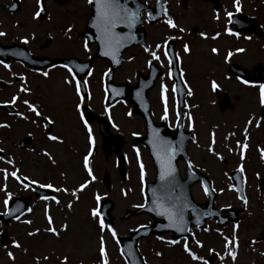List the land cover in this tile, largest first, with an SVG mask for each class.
Listing matches in <instances>:
<instances>
[{
    "label": "rangeland",
    "instance_id": "374dc122",
    "mask_svg": "<svg viewBox=\"0 0 264 264\" xmlns=\"http://www.w3.org/2000/svg\"><path fill=\"white\" fill-rule=\"evenodd\" d=\"M77 1L78 2L71 5V9L75 10L76 13H82L83 2L82 0ZM248 1L252 4L251 8L247 9L250 12V15H257L258 13V11H256L257 9H255L253 5L260 3L259 8L263 5V7H261L263 8V12L258 13V18L262 16L259 23L262 24L264 30V0ZM25 8L26 10L23 9L21 14H31L34 9V7L29 8L28 6H25ZM188 9L192 14L189 12L181 13L179 21L176 22L177 28H183L184 34H186L187 30L193 26L196 27L197 31L191 37L184 35L181 40L183 44L187 43L191 48V53L189 55H185L183 52L181 53V64L183 65L182 69L185 74L184 77L188 78L187 81L190 82L196 90V95L194 94L195 97L190 100V102L193 101L194 103H197L198 106L196 110L190 112L194 118L195 134L197 133V142L199 146L198 152L207 159V163L212 162L210 166L207 165L208 167L205 173L208 174V170H210L211 172H209V175L214 176L216 181H219L224 178L221 169L222 164H220L219 160H215L213 156L206 151L210 139L209 134L211 132H215L216 144L214 145V148L220 154H226L227 150L225 145L227 141L224 140V137L227 135L228 130H232L231 125L234 123L240 124V127L237 126L236 128L239 132L240 130H243L244 127H242V125H245L248 118L252 117L254 122L252 125L248 126V136L252 137V140L249 141L254 142L253 145H255V142H264V120H262L259 127L255 126V119L258 116L257 114L264 112V107H261L259 104L258 85L253 87L241 86L237 77L228 71V66L225 63L223 56L220 55V53L218 55L212 54L210 46L215 45L216 48L219 47L224 49L227 47L243 48L245 49L243 53H234L235 56L232 57L233 63H236L248 70L258 64L264 67V34H260L261 38L257 37L260 39L259 41H256L255 37H251L246 40L245 37L241 35H239V38L234 37L233 39L231 36L224 33L223 29L225 25L223 26V24H217V22L213 20L210 7L207 5L202 6L200 0H193ZM53 10L54 9L51 8L50 12ZM4 11L3 0H0V16ZM56 15L57 13H55V16ZM219 17L220 23H224L223 17L220 15ZM52 21H54V24L51 27H56L58 25V21ZM159 30L160 29L158 28L157 31ZM201 32H204L209 38H202L200 36ZM216 32H220L221 36L215 41L210 40V37ZM156 38L158 37H155V39ZM74 47V44H72V49ZM142 58H144V56ZM143 67L142 59L137 61L131 60L130 62L125 63L120 70L123 73L121 74L122 80L125 81L124 78L133 80V78H131L133 73L131 69H142ZM226 74L231 76H227ZM196 78L199 79L198 83L196 82ZM213 79L220 85L219 88L225 90L228 96L227 98L234 106L232 111H230L232 116L229 118L227 117V111L221 112L216 104L217 101L223 100L222 94H220L216 99L210 94L211 89L209 82ZM159 83L157 86L155 85L154 90L151 91L149 95L153 98L155 103V105L153 104L154 108H152L153 115L161 117V115H163V106L160 100ZM93 90L95 94L94 96L98 100L97 105H100V91L96 88H93ZM167 96L170 116L174 113L172 108L173 97L170 90L168 91ZM118 105L119 109L123 111L122 108L124 103L119 102L115 104L114 107H117ZM114 113V117L118 118L116 122L118 121L117 123L120 126H123V128L119 130L112 129L114 133H130L132 131H137L140 122L137 115L127 114L126 118L116 109ZM67 117L73 118V112L68 111ZM134 117L135 121L133 119ZM58 125L59 124H57L56 127ZM115 125L118 126L116 123ZM58 131L59 134L64 136L65 142L62 147L60 144H52V148L54 147L55 151H50L54 155V158L60 160V157L63 154L62 156H64L66 160L61 161L60 165L57 163V165L53 167L45 157L41 156V162L39 165H33V161L25 160L23 164H19L15 161L16 167L21 169V174L29 175L30 178L36 177L43 182L50 179L52 177L51 175L54 174L56 175L57 185L66 186L69 192H71L73 186H78L79 183L88 179L87 173L83 168V156L85 155L86 148L88 147L87 137L85 136L83 129H80L75 122L72 121L68 122L64 128L58 126ZM94 131L96 132L94 137L96 138L97 136L95 142H98L97 144L99 145L100 138L95 128ZM127 138L129 139L130 135L127 136ZM128 147L129 143H126L123 146V149L128 150ZM251 147L252 145L250 148ZM99 151L100 150L97 152L94 145L92 157L96 153L97 154L93 158H90V167L92 168L93 175L96 179L89 184L87 189L78 193L79 200L78 202H73V208L71 210L64 206H61V209L60 207L50 208V213L54 220V226L67 223L69 225L67 231L61 232L59 238L46 233L44 229L47 227V224L43 214L45 203L37 202L33 204V200H30L32 203L29 202L30 204H28L27 208H32V212H25V215L21 217V220H32L31 225H26L16 220H11L8 225H2L0 222V230L2 227H5L7 230L6 237L9 239L7 243L5 242L4 246L0 243V264H34V257H42L44 255H48L49 260L47 262L41 260L40 264H58L57 261L53 260V257L62 258L63 254H68L69 264H98L99 237L101 235L104 237L106 242L109 264H126L119 252L117 242L112 239L111 235L107 231L103 233L99 231L98 224L89 215V212L91 208L98 207L97 202L94 200L95 194L108 196L106 194V187L99 182L103 173L107 172L110 183L109 197L114 204V207L111 210V215H113L112 221L116 233L119 235H127L129 230L133 229L138 223L146 221V218L143 215L132 216L127 220H121L125 209L134 208V206L139 205L141 201L139 197L140 189L136 186L139 178L137 175V172L139 171V163L137 161V155L133 156L131 154L128 156V168L126 167V169L129 173L128 178L124 181L120 178L118 170L113 164V156L109 154L107 157H104L103 154L100 155ZM247 153L250 157L257 154L256 152L249 150ZM139 157V162L143 163L145 166L143 157L140 154ZM18 164L22 167L18 166ZM0 167L8 168V170L11 171V167L3 163H0ZM47 170H49V172H47ZM61 172H64L65 176L62 177L60 175ZM0 183H3L2 179H0ZM7 184L8 190L13 195L21 191L15 180L9 178ZM254 192L255 194L257 193L255 190ZM124 193H126V195ZM219 198L224 201L234 199L233 193L232 191H228V187H226L225 191L219 195ZM69 199L70 197L68 196L67 200ZM2 200L3 193H0V201ZM252 205H250V209L252 211L250 213L252 216L246 218L243 222H240V250L236 264H264V256L259 254L262 252L261 247L263 246V243L258 242L254 245L256 249L255 252H253L249 246V241L253 237L259 236V231L264 229V226H261L262 222L255 216V209ZM3 209V204L0 203V211ZM231 227L232 225L224 227L209 226L211 231L208 233H204L202 231L198 232L196 237L197 239H200L204 245L203 249L198 250L199 254L206 256L207 249L209 247H214L217 252H221V254H223V241L215 229L219 228L220 231L227 235L231 232ZM36 228H40L41 230L37 236L28 237L26 235L27 232L33 231ZM13 239L20 243L21 247L19 249L11 246L10 242ZM25 249L27 250L26 252ZM139 249L141 250V253H143V258L147 264H193V262H191L183 252L181 244H161L155 241L153 237H149L140 239ZM7 251H11L13 253L15 256L14 261L8 258L6 255ZM158 251L162 252V256L157 257L155 255V252ZM212 264H219V261L215 260ZM224 264H231V261L226 259Z\"/></svg>",
    "mask_w": 264,
    "mask_h": 264
},
{
    "label": "flooded vegetation",
    "instance_id": "af4514ba",
    "mask_svg": "<svg viewBox=\"0 0 264 264\" xmlns=\"http://www.w3.org/2000/svg\"><path fill=\"white\" fill-rule=\"evenodd\" d=\"M66 3L65 6H68L71 2V0H65ZM209 4H214V0H207ZM15 4L19 6L18 10L11 9V5ZM43 4L46 9V15L43 19L37 18L33 19V13L36 12L35 9H38L37 0H19V3L17 0H3V9L4 12L1 13L0 16V32L6 33L5 36L0 37V124L7 123L10 125L8 128H2L0 127V148H3L5 150L6 156H12L15 161H17L19 164H23L25 160L33 161V165L40 164L41 162V152L45 150H53L55 151V148H52V144H60L61 147L63 146L65 142V138L62 134H59L58 126H61L64 128L68 122L72 121L75 122V124L80 128L83 129V132L86 136V130L83 127V123L79 119V114L75 110V104L80 102L79 99L75 95V89L74 85H67L64 83V80L69 77V73L67 70L62 66V64H55L51 65L49 67H43L41 69H34L28 65H25L24 63H20L22 61V57H19L22 48L25 46V49L29 53H32L36 56H42L41 58H38L39 60L43 59H50L54 57L58 58H64V59H70L71 57H75L76 59H79L80 61H86L88 60L90 53L85 52L83 48L84 42L87 40L88 47L91 51H96L97 44L99 41L95 39V34H93L91 31V28L86 27L87 23V14L86 9L83 8L82 13H78L77 15L71 14V12H62L60 13L59 17L57 18V15L55 16V11L57 12L56 8L61 7V5H57L54 0H44ZM62 5V6H64ZM25 6H28L29 8L34 7L31 14H21V11L23 9L26 10ZM128 6H132V2L129 0ZM54 9L52 12H50V9ZM87 8V4H86ZM70 11V9H68ZM57 20L58 25L56 27H51L54 24V21ZM61 22H63L65 25H67V29H71V31H66L64 27L61 25ZM26 25V26H24ZM85 31L87 39L81 38V32ZM146 40H147V46L148 47H154L156 43H162L164 38L166 36H173V31H168L161 29L159 31L154 30L152 27H148V29L145 31ZM155 37H158L155 39ZM27 38L28 43L24 44L22 43L23 39ZM48 39V42L45 44V40ZM88 40H91L90 43ZM173 42V50L175 53H181L182 49L179 47L178 39L172 40ZM24 46H22V45ZM72 44H74V48L72 49ZM100 44V43H99ZM232 49L230 47L227 48H220V55L223 56ZM137 51L141 52V57H136L135 53ZM233 52V51H232ZM234 53V52H233ZM243 53V52H242ZM144 56V58H142ZM181 56V54H180ZM235 55L233 54L232 57ZM121 61L118 64L117 67L112 72L111 75V81L113 83H120L124 80H122L123 74L120 70L122 66L130 62L131 60H138L142 59L143 61V68L142 69H131L132 70V77L133 80H129L127 78H124V82H129L131 85H134L137 81V79L141 76L146 75L149 71L148 66L146 65L145 61L147 59H150L148 57L147 53H143V47H130L123 49L122 54H120ZM131 57L132 59H129ZM232 57L229 59V61L226 63L228 66V71L233 75V71L237 69L236 63L232 62ZM163 60V57H162ZM8 64L9 67L5 68L3 65ZM27 64V63H26ZM232 65H236L235 67H232ZM181 68L183 65H180ZM71 67V66H70ZM91 75L88 73L83 76V81H87L88 88L85 93H82L84 95L85 99L81 106V111L84 114L85 119L88 121L91 128H96L98 132L99 124L106 122L108 123L109 127H113V120H118L117 117H114V110H113V104L111 106H106L104 101V96L106 95L105 90V75L104 73L107 72L109 68V64L105 59L102 58H96L95 60H92L91 62ZM161 70L158 78L156 79L154 85L148 90V96H149V102H150V113L152 116V119L155 121V123L160 124L163 123L165 127H167L169 130H163L164 135H170L173 139H177L178 136L183 133L185 140L186 135H190L191 137H196V143L192 142V139L186 141L185 146H181V149L177 151L175 155L174 165L177 167L178 170V181L181 185V188L178 189L180 191H183L185 189H188L191 198L194 202L201 204L202 206H205L206 198L203 194V191L200 187V179H199V173H202L206 176L209 183L216 188V195L215 199L213 201V212L216 213V215L213 216L207 223L208 226L216 227L215 224L220 221H229L224 226L231 225V218L233 215L229 213L230 209H236L239 206L240 201L236 199V194L233 196V200L224 201L219 198V195L222 193L219 191L220 188H226L228 184L232 183L231 179L229 177H239V173L235 172L236 166L240 163L239 160V149L236 147L237 141H243V137L241 135L242 131H237V126L240 127V124H232L231 129L227 131V135L230 132H235L234 136L229 137L227 140L226 145L228 147L233 148L232 153H228L226 151V154H221L225 157L224 160H219L220 164H222V173L224 175L225 172L228 173V176H224L223 179H220L219 181H216L214 176H210L208 170V174H206L207 165H211L212 162L207 163V159L204 158L202 155L199 154V146L197 142V133L195 134V131H189L187 128V115L190 111L196 110L198 104L194 103L193 101L190 102L195 96H187L184 92L183 94V103L179 105V111L182 114V122L184 123L185 127L180 130H175L172 127H170L171 124L175 122V113L169 116V119L167 122L162 121L160 117L153 115L152 108H154L153 104L155 105L153 98L149 95L151 91L154 90L155 85L157 86L159 83V87L161 83L165 84L167 87H169V90L171 92V86L174 84L173 78L170 80L166 76L167 72V64L164 63V66H161V62L153 61L151 72L152 74L156 70ZM47 72L48 76L42 75V73ZM251 74L252 71L250 72ZM227 76H231L226 74ZM24 77V81L22 82L20 77ZM145 76V77H146ZM260 78V74L258 75ZM185 81L189 84L192 91H194V94L196 95V90L194 86L188 82V78H185ZM196 82L198 83L199 79L196 78ZM239 81V80H238ZM22 83L30 89L29 93H19L17 91L18 88L21 87ZM239 84L244 87H248L247 85H243L242 83ZM249 84V83H248ZM252 87V86H251ZM93 88H96L102 93L101 100H99V104L97 105L98 100L94 96V90ZM133 90H136L133 88ZM227 90V89H226ZM179 91V89H178ZM228 91V90H227ZM211 95L215 97H219L220 94H222L223 100L219 101H225L226 106L222 109L218 101L216 102L218 109L221 112L227 111V117H231L230 111L233 109V105L227 98V93L224 89L218 88L215 92L212 90L210 91ZM130 93V92H129ZM172 94V92H171ZM218 94V95H217ZM13 95H17L20 97V100H18L15 104L11 103H5L6 101H10L11 97ZM91 97L90 99L88 97ZM187 96V98H186ZM52 98V99H51ZM22 99H28L29 102L34 103L36 105L40 106V110L43 114L48 115L51 119L55 121L54 125L50 126V130L53 134H59L61 139L63 140V143H53L51 141H48L46 138V131L43 127H37L31 121L33 119L37 120V123H41L40 120L30 112L27 111V108L25 105L22 104ZM5 104V105H3ZM187 104L189 107H185L184 105ZM3 105V106H2ZM191 105H196V107H190ZM108 108V111L105 112V108ZM173 108V107H172ZM88 109H90V113H88ZM24 113L28 116V120H23L20 117L16 116V112ZM68 111L73 112V118H68L67 113ZM174 112V111H173ZM136 114V113H135ZM258 114L259 118L264 117V114ZM139 117V125L137 132L133 131L136 134H143V119L140 115ZM88 118V119H87ZM258 118V117H256ZM109 120V121H108ZM135 121V118H134ZM110 122V123H109ZM59 124L57 127L56 125ZM131 124V123H129ZM236 126V127H235ZM244 127V124L242 125ZM241 127V128H242ZM123 128V126H116L113 127L114 130H119ZM189 132L190 134H188ZM31 133V135H29ZM129 135L128 132L125 133L124 139L125 142L127 141V136ZM131 140V138H130ZM249 140H252V137L248 136V149L246 150V160L244 161L245 165V175L247 177V183L244 185V191L245 195L248 198V205L247 207L244 206V209L242 211H234V216L236 218V222H243L246 220V218L251 217V209L250 205H252L255 209V216L262 222L261 226H264V161L260 159L259 153L257 152V148L264 149V142H255V145H253L254 142H250ZM173 141V140H172ZM124 142V144H125ZM123 144V145H124ZM131 144V142H130ZM174 144V141H173ZM252 145L251 148L249 146ZM100 146V153L103 154L104 157H107L109 154L113 156L114 165L117 169L119 168V158H117L116 154V146L114 144L109 145L107 148L109 150V153L105 154L103 152L104 147L103 144H99ZM138 147V150H143L145 152V157L147 161V165L149 167V171L152 169V161H150L147 153H146V147L142 145L141 143H138L136 145ZM249 151H254L257 154H254L253 157H250L247 153ZM50 154L51 151H50ZM53 155V154H52ZM63 155V154H62ZM60 157L59 159H56V162L58 165L61 164V161L66 160L64 156ZM44 157V156H43ZM54 157V155H53ZM46 158V157H45ZM213 158L216 160V158L213 156ZM32 159V160H31ZM47 159V158H46ZM191 160L193 162V170L195 173H198V179L194 178L189 179V173L186 168V161ZM214 160V161H215ZM50 163V162H49ZM18 164V166H20ZM50 165H52L50 163ZM55 167V165H52ZM216 166V164H215ZM22 167V166H20ZM49 172V170H47ZM259 173V179H257L256 174ZM52 177L48 179V182H52L54 185H57L56 183V175L52 174ZM36 178V177H35ZM151 178V175H146L145 180H149ZM37 179V178H36ZM108 175H105L104 178L102 177L99 182L100 184H105L103 182L107 181ZM39 180V179H37ZM206 181V180H202ZM144 186V185H143ZM254 190L257 192L255 194ZM22 193V191H21ZM20 193V195H21ZM53 193V192H52ZM219 193V194H218ZM24 194V193H22ZM56 193H53L55 195ZM142 200L144 203L145 201V194H141ZM141 204V203H139ZM38 205V204H37ZM225 205H231L230 208L225 207ZM64 206V204L56 205L51 204V209L55 207ZM137 206V205H136ZM63 210V209H62ZM217 210L220 212L217 213ZM232 211V210H230ZM146 221L141 222L136 225H149L152 221L151 218H149L146 214H142ZM193 217L191 211H187V218ZM252 219V218H251ZM249 219V220H251ZM252 221V220H251ZM253 222V221H252ZM191 225L190 229L192 232L197 236L198 235V229L195 227H192ZM261 235V236H260ZM264 229L259 231V236H256L257 239H259L258 242L264 241Z\"/></svg>",
    "mask_w": 264,
    "mask_h": 264
},
{
    "label": "snow or ice",
    "instance_id": "6c2138e0",
    "mask_svg": "<svg viewBox=\"0 0 264 264\" xmlns=\"http://www.w3.org/2000/svg\"><path fill=\"white\" fill-rule=\"evenodd\" d=\"M86 2L92 6V11L90 12V20H91V26L95 29L96 35L95 39L99 41L100 45L104 49L102 52V55L104 56H110L113 64H119L120 60L117 59L118 52L121 48L125 47L127 43L132 42L135 37L132 34L133 27L140 22L141 12L142 9L137 6L135 8H130L128 6L129 0H86ZM160 0H157V3H159ZM233 7L235 9V12L241 11V4L240 0H232ZM37 4L39 6L40 0H37ZM11 7L15 8L16 5L12 4ZM43 11L42 7H38L37 11L33 15V19L40 18L41 12ZM165 15L167 13L165 12ZM226 20V26L224 27L223 31L225 34L229 36H234L239 38V32L233 31L232 28L228 27L227 24L232 23V17L234 15L231 11H225L224 13ZM148 20H155L156 16L152 14L151 11L146 13ZM213 19L219 20V14H215L213 16ZM165 23L169 28L175 29L177 28V25L175 21L172 18H168L165 20ZM121 30H117V29ZM124 29H127V31H124ZM67 31H71V29H67ZM179 32L183 33L184 29L179 28ZM6 33L0 32V37L5 36ZM200 36L204 39H208L209 37L204 33L201 32ZM221 36L220 32H216L213 36L210 37L212 40H216L218 37ZM180 39L179 36H166L162 43H156L154 47H148L145 46L143 48V51L148 54V57L150 59H147L145 61L146 65L148 66L149 70L152 68L153 61L161 62V66H164V63L167 64V72L166 76L168 79L173 78L174 71L179 72L180 81L182 82V88L179 89V91H184L185 94L189 97L193 96L194 93L189 86V84L184 79V72L181 68V56L179 53L173 54L172 50L168 47L169 41ZM245 39H250V37H245ZM22 43L27 44L28 39L24 38ZM83 48L85 52L89 51L88 42L87 40L83 44ZM235 51L237 53H242L245 51L243 48H236ZM182 52L185 55H189L191 53L190 45L187 43H184L182 45ZM211 52L213 54L218 53V49L216 47L211 48ZM233 52L231 50L227 51V53L224 55V61L227 63L229 59L233 56ZM163 57V60H162ZM129 59H132L129 57ZM5 68H8V64L3 65ZM61 67L65 68L67 72L69 73V77L64 80V83L67 85H74L75 89V95L79 99L80 102L75 104V110L79 114V119L83 123V127L87 132V154L83 156V168L87 173L88 179H86L84 182L79 183L78 186H73L71 192H69L68 188L66 186H58L54 185L52 182L47 183H41L36 178H30L29 175L21 174V169L16 167V162L12 156H6L5 150L3 148H0V163H3L5 165H8L11 167V171L8 170V168L0 167V179H2L3 183H0V193H3V200L0 201V203L3 204L4 211L0 213V216H7L10 217L18 222H21L26 225H31L32 220H21V217L25 215V212L31 213L32 208L23 209L20 204H16L15 207L11 205V201H13V194L8 190V184L7 181L9 178L12 180H15L17 184L26 191L34 190L35 187H39L42 189H48L53 193H65L67 194L70 199L65 202L64 207L71 210L73 208V202L79 200L78 193L83 192L89 184L96 179V177L93 175L92 168L90 167V157L93 155V147L95 145V139L92 134V129L88 123V121L85 119L83 112L81 111L82 103L85 99L84 93L88 88L87 81H80L76 78L75 72H84L87 68V65H77L75 72L72 67H70L68 64H64ZM110 71L105 72L104 75L108 76L110 75ZM88 74L91 75V70L88 71ZM45 77L48 76L47 72L42 73ZM227 78V77H226ZM21 81H24V77H20ZM237 80L240 81V83L248 84L249 82L247 80H243L240 77H237ZM210 89L215 92L220 85L217 83L216 80H211L209 82ZM259 89V104L261 107H264V83H260L258 85ZM19 93H29L30 89H28L23 83L20 88L17 89ZM115 91V90H114ZM169 89L168 87L161 83L160 85V100L163 106V115H161L160 119L162 121L167 122L169 119V108H168V93ZM177 84H172L171 86V92L173 97V111L175 113V122L170 125L175 130H180L185 127L184 123L182 122V114L179 111V104L176 101V97L179 94ZM137 95L139 96L140 93L138 92ZM91 98L90 96L88 97ZM18 100H20V97L17 95H13L11 97L10 101H6L5 103H11L15 104ZM22 104L26 106L27 111L32 113L34 117L38 118L41 123H37V120L33 119L31 123L36 125L38 128L43 127L46 131V138L48 141H51L53 143H63V140L61 139L59 134H53L50 130V126L54 125L55 121L51 119L48 115H45L40 110V106L36 105L34 103L29 102L28 99H22ZM185 107H189L187 104L184 105ZM190 107H196V105H191ZM108 111V108H105V112ZM16 116L20 117L23 120H28V116L21 112H16ZM128 115H131V113H128ZM187 128L189 131H193L194 129V118L191 115V112L188 113L187 117ZM262 120H264V117L256 118L255 119V126L259 127ZM253 118L249 117L246 121L243 131L241 133L243 137V141H237L236 147L239 149V160L240 163L236 166L235 172L239 173V177H230L229 179L238 180L239 182H234L228 184V190L236 193V199H238L241 204H243L245 207L248 205V198L245 195L244 191V185L247 183V177L245 175V165L244 161L246 160V150L248 149V126L253 124ZM0 127L2 128H8L10 127L9 124L4 123L0 124ZM113 127H116L115 124H113ZM31 135V133H29ZM133 135H136V133H133ZM215 132H211L209 134V144L206 148V151L210 153L212 156H214L217 160H224L225 157L221 155L219 152H217L214 148V145L216 144L215 139ZM235 132H230L228 135L224 137V140L227 141L229 137L234 136ZM192 142L196 143V137H191ZM185 140V137L183 133H181L177 140L175 141L176 147H173V141L163 138L159 135V129H152V139H150L149 143L152 145L153 149V155L155 156L156 163L158 166V179H159V186L158 188L151 189V200L149 201L148 197L145 196V202L137 205L139 208H145L150 203L151 207H147V210L149 212H155L157 215L164 216L168 223L166 225H163V227L168 229H173L177 233H187V235L182 236L181 239H167L163 236H157V240H161L167 245H182V250L186 254V256L190 259L193 264H212V260L215 259L219 261V264H224V261L226 259L231 261V264H236V260L239 256V250H240V237H239V229L241 227V224L239 221L232 224L231 232L229 234H225L224 232L220 231L219 228L215 229L217 234L221 237L223 244H222V252H217L214 247H209L207 249V255H201L199 254L198 250L203 249L204 245L200 239H197L196 235L192 232V230L188 227V221L185 219V213L187 211H191L193 217H194V223L195 227L197 229H200L204 233H208L211 231L209 227H202V218L207 216L211 217L216 215L215 212L211 211H201L199 208H197L195 205L191 203L186 197H183L182 193L180 195L176 194V191L181 188V185L179 181L177 180V167L174 165L173 160L175 158V155L177 151L181 149V146L183 145V142ZM198 146V145H197ZM225 148L228 153L233 152V148L228 147L225 145ZM137 151V161L139 163V169H140V181L141 185H144L145 182V169L143 163L139 162V151ZM257 151L259 153L260 159L264 161V149L257 148ZM42 156L46 157L47 160L52 164L55 165L57 162L54 159L53 155L50 154V151L45 150L40 153ZM193 162L189 159L186 161V168L189 173V179L194 178L193 173ZM60 175L63 177L65 176L64 172H61ZM224 176H228V173L225 172ZM257 179H259V173L256 174ZM200 187L203 191V194L205 197H212L216 193V188L213 187L210 183L207 181H201ZM219 191L223 193L225 191L224 188H220ZM123 192V190H122ZM158 192L160 195H158ZM141 193H144V188H141ZM126 195V193H124ZM40 200L45 202H52L56 205H60L61 201L57 198L56 195H41ZM102 197L99 194L94 195V200L99 204ZM225 207L230 208L231 205H225ZM44 218L47 224V227L44 229L46 233L51 234L52 236L59 238L61 232H66L69 228V225L67 223H62L59 226H54V220L53 216L50 213V207L48 203L44 204V210H43ZM89 215L96 221L99 227V231L101 233L107 231L112 239L119 244V240L117 237V233L114 229V227L110 224H106L103 215L98 207H93L90 209ZM223 223V221H221ZM141 228H146V225H141ZM40 228H36L33 231H29L26 233L28 237H34L37 236L40 233ZM135 231V229L133 230ZM11 246L13 248L19 249L21 247L20 243L13 239L11 240ZM258 243V239L256 237H253L249 241V246L251 247L252 251L255 252L256 249L254 247L255 244ZM194 246V248H193ZM195 249V250H194ZM27 250L25 249V252ZM261 256H264V252L259 253ZM6 255L10 260H15V256L11 251H7ZM98 255H99V262L98 264H109L108 260V254L106 249V242L104 240V237L101 235L99 237V248H98ZM121 255H123V252L121 251ZM155 255L157 257L162 256V252H155ZM41 260L48 261L49 256H36L34 257V264H40ZM54 261H57L58 264H69V256L68 254H63L61 257H53ZM146 264V261L144 262Z\"/></svg>",
    "mask_w": 264,
    "mask_h": 264
},
{
    "label": "water",
    "instance_id": "95a60500",
    "mask_svg": "<svg viewBox=\"0 0 264 264\" xmlns=\"http://www.w3.org/2000/svg\"><path fill=\"white\" fill-rule=\"evenodd\" d=\"M264 74V73H263ZM159 179H158V169H157V173H156V181L154 183L155 185V188H158L159 186ZM151 192V191H150ZM158 195H160V193L158 192ZM112 207L111 204H108V210L109 208ZM147 207H151V204H148ZM147 207L145 208H141L139 209L138 211L136 212H139V211H142V210H146L147 212H149L147 210ZM107 210V211H108ZM107 211H106V214H107ZM153 217L155 218H159V219H162L165 218L164 216H160V215H157L155 212H149ZM6 218V217H5ZM166 220V223L164 225H166L168 223L167 219L165 218ZM168 228H165L163 227V224L160 222V221H156L152 227H149V228H146V229H143V230H148V231H153V230H156L158 231L159 233L161 231H166ZM173 230V229H172ZM175 231V230H174ZM5 232V231H4ZM149 232H144V234H148ZM178 233H174L173 234V237L177 236ZM135 234H132L131 238L129 239H125V240H121L122 241V249H123V252L128 260V263L129 264H144L142 259L140 258V256L138 255V252L135 248Z\"/></svg>",
    "mask_w": 264,
    "mask_h": 264
}]
</instances>
